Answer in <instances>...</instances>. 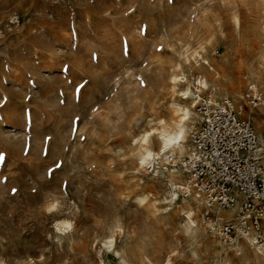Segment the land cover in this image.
Listing matches in <instances>:
<instances>
[{"label": "rangeland", "instance_id": "obj_1", "mask_svg": "<svg viewBox=\"0 0 264 264\" xmlns=\"http://www.w3.org/2000/svg\"><path fill=\"white\" fill-rule=\"evenodd\" d=\"M263 19L264 0H0L4 264H259L244 235L235 247L213 228L217 205L206 218L201 202L188 232L164 167L150 174L132 141L172 118L170 100L185 103L170 88L178 63L219 86L264 141V104L243 99L248 82L264 94ZM112 237L120 250L105 247Z\"/></svg>", "mask_w": 264, "mask_h": 264}, {"label": "built area", "instance_id": "obj_2", "mask_svg": "<svg viewBox=\"0 0 264 264\" xmlns=\"http://www.w3.org/2000/svg\"><path fill=\"white\" fill-rule=\"evenodd\" d=\"M243 99L249 107L264 104V94L253 82L247 83ZM195 105L199 118L189 134V147L183 157L172 162L186 175L187 184L181 190L202 198L206 208L201 217L206 218L210 205L228 208L237 200V221L213 222V227L225 241L244 233L253 242L262 241L264 141L228 97L215 99L206 93Z\"/></svg>", "mask_w": 264, "mask_h": 264}, {"label": "bare ground", "instance_id": "obj_3", "mask_svg": "<svg viewBox=\"0 0 264 264\" xmlns=\"http://www.w3.org/2000/svg\"><path fill=\"white\" fill-rule=\"evenodd\" d=\"M262 29L264 30V19L262 21ZM189 55L191 56V58H193L195 65H199V62L196 59V55L198 56L199 53L196 51L187 53L185 50L184 55L182 56L183 60L189 61ZM261 58H262V62H264V55H262ZM192 66L193 64L189 63V67L192 68ZM175 67L176 69H178V72L172 73L169 76V82L171 83L170 88L172 92H176L180 96V98L183 99L185 103H180L173 99L170 100L167 103V107L169 108L171 112L172 118L167 120L163 117H157L154 119L155 121L154 123H156L155 127H150L149 129L142 131V132H149V131L155 130V134L149 137V140L147 143H145L142 139L137 142V147H138L137 158H138L139 164H140V160H144L145 164L153 165L154 161L157 160V163H158L157 168H159V166L164 167L163 176H164V180L167 181V183H165L166 185L165 188H166V191H167L166 193L169 198L168 199L169 204L174 203L177 206L181 207V216L183 220L185 221L186 225H187L186 214L191 213L192 221L195 224V227H193L192 229L196 230L197 223L195 220L196 217L194 216V212L197 211V206L201 204L202 198L199 197V195L194 194L193 192H190L189 194L180 193L181 188L186 187V184H187L186 181L182 180V176L184 172L182 170H179L178 167L174 163H172L171 165L165 163L164 158L165 156H168V152H163L161 154L160 150L163 145L167 144L171 140V138L179 132L180 127L183 126L186 142L182 149L179 147L173 146L175 154H176V159H180L181 157H183L189 147V139H188L189 134L192 131V129L195 127V125L197 124L198 118H199V115L197 114V112L195 113L193 110L194 108L193 105H195L196 101L201 97V94L204 91H208L210 95L213 96L215 99H219V98L222 99L224 95H222L221 97L216 96L217 89H219V86L210 82L208 77L205 76L204 74H197L192 77L181 69V65L179 63ZM181 93H186V97L182 96ZM223 98H226V96ZM238 110L240 112L242 111L241 105L238 106ZM183 116H187L188 120L182 122L181 118ZM161 120L164 121L163 124L159 123V121ZM142 132L138 136H140ZM138 136L133 137L134 140L137 139ZM154 143L156 144V147H154ZM149 157H153V159H149ZM171 184H176L178 185V187L173 189L170 187ZM173 192L175 193L177 197V199L175 200L172 199L171 193ZM132 201L137 202V203H145L147 201V195H136L132 198ZM212 207H213V204H212ZM229 207L227 209H223L219 206L216 207V219L218 221L220 222L230 221L233 223L237 221V217H235L234 214L238 209V201L235 200L232 203V205H230ZM179 213L180 212H178V214ZM54 224L57 228L67 229L66 225L68 224L71 225V221L67 218H60V219H56ZM112 238H109V240ZM244 238L248 240L250 247H252L255 253V256L258 259V263L264 264V239L262 241L253 242L246 235H244ZM231 244H233L235 247H238L239 242L237 241V239L233 238L231 239ZM118 250H120V248H118ZM167 260L169 261V258H167Z\"/></svg>", "mask_w": 264, "mask_h": 264}, {"label": "snow or ice", "instance_id": "obj_4", "mask_svg": "<svg viewBox=\"0 0 264 264\" xmlns=\"http://www.w3.org/2000/svg\"><path fill=\"white\" fill-rule=\"evenodd\" d=\"M174 2H175V0H169V3H174ZM142 31H145V29H142ZM156 50H157L158 52H163V50H164V49H163V45H160L159 47H157ZM203 62H204L205 64H207V61H203ZM141 83L143 84V81H141ZM197 83H198V81H197ZM145 86H146V85H145ZM181 95L186 97V93H181ZM193 107L195 108V107H197V105H193ZM98 110H99L98 108H93V111H98ZM198 110H199V109H198ZM181 119H182V122H183V121L188 120V117H187V116H183ZM78 120H79V118H77V121H78ZM74 123H75V122H74ZM159 123L163 124L164 121L161 120V121H159ZM137 127H139V125H137ZM154 134H155V130H153V131H149V132H142V134H141L140 136H138L137 139L133 140L132 143H133V144H136V143H137L139 140H141V139H142L145 143H147L148 140H149V137L153 136ZM48 139H50V138H48ZM185 142H186V138H185V136H184V127L181 126L179 132H178L175 136H173V137L171 138V140H170L167 144L163 145L162 148H161V150H160V151H161V154H162L163 152H168V156H165V158H164V162L167 163V164H170V165H171L172 162L176 159V154H175V151H174L173 146H176V147H179V148L182 149L183 146H184V144H185ZM154 155H155V154H154ZM149 159H153V157H149ZM195 159L198 160V159H200V157H195ZM140 164H141L142 166L145 165V161H144V160H140ZM61 167H62V162H57V163L54 165V168H53V169H49L48 174L51 175L52 172H53L55 169H59V168H61ZM138 171H139V170H138ZM147 171H148L150 174L155 175L156 172H157V169H156V168H153L152 165L149 164L148 167H147ZM165 183H167V181H165ZM170 187L174 189V188L178 187V185H176V184H171ZM63 189H64L65 193H67V189H68L67 182L64 183V185H63ZM17 191H18V189H12L13 194L16 193ZM32 191H33V193H35L37 190H36L35 188H33ZM171 195H172V199H173V200L177 199V197H176V195H175L174 192L171 193ZM53 207H55V206H53ZM49 211H52V208H50ZM164 211H168V209L165 208ZM186 216H187V230H188V231H191V229H192L193 227H195V224H194V222L192 221L191 213L186 214ZM182 219H183V218H182ZM70 227H71L70 224L66 225V228H70ZM57 231H60V229H57ZM121 231H122V230H121ZM244 234L246 235V233H244ZM123 244H124V242H123L122 240H121V241H116V240L113 238V239H110V240L108 241V244L105 245V247H107L108 245H113L116 249H118V248H120V247H123ZM174 255H175V254H174ZM41 259H43V256H41ZM0 264H4V261H3L2 259H0Z\"/></svg>", "mask_w": 264, "mask_h": 264}]
</instances>
